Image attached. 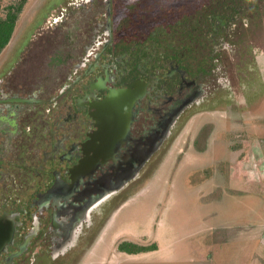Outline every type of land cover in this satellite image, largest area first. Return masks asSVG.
<instances>
[{"label":"flooded vegetation","instance_id":"af4514ba","mask_svg":"<svg viewBox=\"0 0 264 264\" xmlns=\"http://www.w3.org/2000/svg\"><path fill=\"white\" fill-rule=\"evenodd\" d=\"M64 2L0 72V264H77L192 113L263 86L264 0Z\"/></svg>","mask_w":264,"mask_h":264},{"label":"rangeland","instance_id":"374dc122","mask_svg":"<svg viewBox=\"0 0 264 264\" xmlns=\"http://www.w3.org/2000/svg\"><path fill=\"white\" fill-rule=\"evenodd\" d=\"M64 1H25L0 53V72L39 28L49 30ZM20 2L0 0V16ZM260 25L262 32L253 36L260 45L254 42L252 49L263 86L255 85L247 100L238 94L232 104L192 113L150 172L119 195L77 264L259 262L264 194H255L264 193V18ZM122 241L155 249L126 254L118 249Z\"/></svg>","mask_w":264,"mask_h":264},{"label":"trees","instance_id":"16d2710c","mask_svg":"<svg viewBox=\"0 0 264 264\" xmlns=\"http://www.w3.org/2000/svg\"><path fill=\"white\" fill-rule=\"evenodd\" d=\"M26 0H22L19 5L10 6L5 16H0V53L9 43L18 19V14L22 10ZM118 249L126 253H140L154 250V245H139L130 241H122L118 244Z\"/></svg>","mask_w":264,"mask_h":264},{"label":"crops","instance_id":"0c3cea01","mask_svg":"<svg viewBox=\"0 0 264 264\" xmlns=\"http://www.w3.org/2000/svg\"><path fill=\"white\" fill-rule=\"evenodd\" d=\"M259 171H260V169H259ZM260 173H262L261 177L263 179V177H264L263 170ZM263 194H264L263 191H261L259 193H256L255 196H259V195H263ZM258 222H259V225H260V232L258 233V237L257 238H259L261 240V244L264 246V213H263V215L261 217H259V221ZM126 254H130V253H126ZM258 261L259 262L257 264H264V252L262 253L261 256H259Z\"/></svg>","mask_w":264,"mask_h":264},{"label":"water","instance_id":"95a60500","mask_svg":"<svg viewBox=\"0 0 264 264\" xmlns=\"http://www.w3.org/2000/svg\"><path fill=\"white\" fill-rule=\"evenodd\" d=\"M123 186V183L121 185H119V187H117L116 189H113L107 193H105L104 197L107 198L109 197L110 195L116 193L119 189H121V187Z\"/></svg>","mask_w":264,"mask_h":264}]
</instances>
